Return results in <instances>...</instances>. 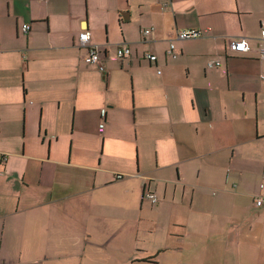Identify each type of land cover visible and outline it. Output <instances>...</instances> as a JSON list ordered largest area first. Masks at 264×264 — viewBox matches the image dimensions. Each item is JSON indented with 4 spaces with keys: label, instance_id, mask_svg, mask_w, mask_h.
<instances>
[{
    "label": "crops",
    "instance_id": "crops-1",
    "mask_svg": "<svg viewBox=\"0 0 264 264\" xmlns=\"http://www.w3.org/2000/svg\"><path fill=\"white\" fill-rule=\"evenodd\" d=\"M263 24L264 0H0V264H264Z\"/></svg>",
    "mask_w": 264,
    "mask_h": 264
},
{
    "label": "built area",
    "instance_id": "built-area-1",
    "mask_svg": "<svg viewBox=\"0 0 264 264\" xmlns=\"http://www.w3.org/2000/svg\"><path fill=\"white\" fill-rule=\"evenodd\" d=\"M29 30H30L29 26L24 28L25 33H28ZM150 33H151L150 30H146L144 32V36L147 37L150 35ZM206 33L207 32L203 30L189 29V30H183V31L178 32L176 38L177 40H180V41L196 40V39H201L205 37ZM78 43H79V47L87 49L88 53H87L85 62L88 64L96 65L99 72L106 74L107 71H106L104 61L100 57L97 46L92 43L91 35L88 31H83L80 33L79 38H78ZM258 47H259L261 58L264 59V24L262 26V32L259 38ZM228 48L231 53H235V54H246L251 51V47L249 46L247 40L244 38L231 40ZM167 53L171 58L177 59V53L175 52L174 44H171ZM117 54H118L119 59H124L131 55V50L127 46H123L118 50ZM146 57L152 63H155L157 61V57L152 54H147ZM220 65H221L220 61H211L208 63L209 68L219 67ZM262 80L264 81V76H262ZM121 179H123V176L121 175L116 177V180H121ZM145 198L150 200L153 204L158 203L157 196H155L152 193H146ZM256 206L259 208L264 207V198H257Z\"/></svg>",
    "mask_w": 264,
    "mask_h": 264
}]
</instances>
